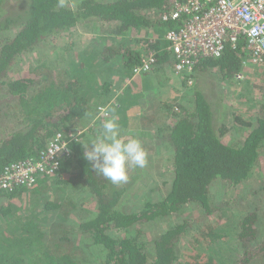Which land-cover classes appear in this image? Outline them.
Segmentation results:
<instances>
[{
    "label": "trees",
    "instance_id": "trees-1",
    "mask_svg": "<svg viewBox=\"0 0 264 264\" xmlns=\"http://www.w3.org/2000/svg\"><path fill=\"white\" fill-rule=\"evenodd\" d=\"M174 1L0 0V172L14 163L38 159L59 133L70 141L71 151L58 176L0 192V264H179V247L197 225L202 241L194 247L188 264H217L216 257L199 252L223 238L219 225L210 223L214 219L216 224L224 207L212 198V188L216 184L248 186L260 174L264 100L250 120L235 117L247 134L241 142L227 144L224 140L230 130L214 101L208 99L207 80L200 81L198 75L216 71L225 80L235 79L251 58L245 42L228 45L220 58L201 60L194 71L199 74L186 75V81L195 78L188 83L186 95L168 107L171 116L154 133L152 146L160 149L162 141L172 155V180L164 181L169 189L160 199L144 197L140 209L127 210L125 200L136 181L145 182L144 169L135 167L129 182L113 185L84 158V147L100 135L94 125L100 119L99 110L112 103L117 87L101 75H117L134 100L132 86L151 73L133 76L144 54H157L151 71L175 66L166 34L179 23L161 19ZM88 26L101 27L103 34L102 45L91 49L94 60H74L65 67L44 63L11 78L26 54L53 37ZM257 88L264 98V83ZM159 115L145 114L139 130H148ZM77 129L86 132L69 138ZM144 149L151 158L154 150ZM88 195L93 197L95 211L85 215L78 207ZM25 197L34 199L36 211L22 212L18 203ZM171 218H176L175 224L153 240L147 239L146 224ZM77 236L88 239L92 250L78 246ZM234 241L238 256L230 264H264L261 209L245 213Z\"/></svg>",
    "mask_w": 264,
    "mask_h": 264
},
{
    "label": "rangeland",
    "instance_id": "rangeland-1",
    "mask_svg": "<svg viewBox=\"0 0 264 264\" xmlns=\"http://www.w3.org/2000/svg\"><path fill=\"white\" fill-rule=\"evenodd\" d=\"M142 37H148V35L144 34ZM102 42L101 27H82L73 32V34L69 33L60 37H53L38 49L26 54L22 58L19 68L15 69L16 71L14 70L11 74V78L17 79L23 74L25 75L32 71L31 67H38L44 63H54V65L65 67L74 60L78 62L93 59L91 54L93 50L91 49L102 45ZM242 72V79L233 78L231 81L223 79L216 71H213L210 75L207 73L201 76L198 75V71L193 75V77L198 75L200 81L201 79L207 80V85L209 84V89L207 90L208 99L214 101L216 112H219L220 119L226 123L230 130L224 140L227 144L241 142L247 134V129L234 121L235 117L239 116L245 121L250 120L258 111L260 103L264 100L263 92L257 88V86L260 87L264 83V63L246 67L242 69ZM101 77L103 80H113L115 82L119 79L117 75H112L111 77L110 74H102ZM187 78L186 75H178L175 72V66L168 67L165 70L151 71V73L142 76L136 86H132L135 87L133 95H135L136 99H134V102H129L132 97L128 96L127 93L119 96L120 99L124 100L122 102L126 105L128 104L131 108L138 107L133 112H130L133 115L130 118L133 120L132 127L127 124L128 121L121 107L119 109L120 115H118V111L112 112L110 108V116L103 117L94 124L101 134L103 122L115 118L119 125L121 136L126 141L128 139H138L144 148L150 149L149 151L154 150L152 157L148 158L147 166L143 168L146 175L143 174L142 177L145 182L140 184L141 182L136 181L134 189L131 191L132 194L125 200V208L129 211L140 209L145 202L144 197L147 200H157L165 195L169 189V185L163 186V183L164 181L172 180V155L167 148H164L165 145L161 144L162 141L158 142V145H161L160 149L156 148L157 150H155V146L152 147L155 143L154 133L162 126L163 121L168 123V120H165L166 117L171 116L168 112V107L173 106L174 101L182 100L188 91V83L195 81V78L186 81ZM124 87L125 85L122 86L120 84L116 92L122 93ZM153 113L160 114V118L156 123H152L148 130L140 131L139 124L136 125V116L138 115L139 119H141L145 114L150 115ZM117 115L118 117H116ZM134 168L132 166L129 167L127 182L130 181ZM259 173L255 178H252L248 186L243 184L238 188H231L216 184L212 188V198L218 205L224 204V207L220 211L221 219L218 216L216 224L214 219L210 223L219 225V232L221 230L220 234L223 235V238H218L214 244L204 245L202 249H199V252L205 253L212 258L216 257L215 261L217 264H230L237 259L238 252L235 247L234 237L237 231V224L245 213L255 210V208H259L264 212V157ZM26 198L28 197L18 203V205H22V212H28L29 209L32 210L33 208L36 211L37 203L33 205L34 199L30 198L28 200ZM92 199L93 197L90 198L88 195L82 203H79L78 208H81L85 215L95 211V202ZM188 214L197 215L192 212H188ZM190 217L195 219L197 216L191 215ZM175 219L158 220L146 224L145 233L147 239L153 240L154 237H158L167 227L175 224ZM3 225L5 224L2 222ZM197 227L198 225L195 231L192 230L191 234L185 237L179 247V264H188L190 255L194 253V247L202 241L198 235ZM113 234L116 235L114 232ZM77 244L82 247L85 245L92 250L88 239L77 236Z\"/></svg>",
    "mask_w": 264,
    "mask_h": 264
},
{
    "label": "built area",
    "instance_id": "built-area-1",
    "mask_svg": "<svg viewBox=\"0 0 264 264\" xmlns=\"http://www.w3.org/2000/svg\"><path fill=\"white\" fill-rule=\"evenodd\" d=\"M161 19L179 23L178 28L166 34L178 75H194L201 60L220 58L228 45L234 47L240 42L247 44L251 56L243 69L264 63V0H175ZM156 55L155 51L144 54L142 65L134 69L133 76L151 72ZM236 78L242 79L243 72ZM99 112L98 118L109 117L110 105ZM85 132L77 129L69 138L76 139ZM69 143L67 137L59 133L38 159L6 167L0 172V192L31 187L43 178L58 176L62 161L71 153Z\"/></svg>",
    "mask_w": 264,
    "mask_h": 264
},
{
    "label": "clouds",
    "instance_id": "clouds-1",
    "mask_svg": "<svg viewBox=\"0 0 264 264\" xmlns=\"http://www.w3.org/2000/svg\"><path fill=\"white\" fill-rule=\"evenodd\" d=\"M84 150V158L95 173L113 185L127 182L130 166L144 168L148 163V154L142 143L138 139L126 141L115 118L103 122L101 134Z\"/></svg>",
    "mask_w": 264,
    "mask_h": 264
},
{
    "label": "crops",
    "instance_id": "crops-1",
    "mask_svg": "<svg viewBox=\"0 0 264 264\" xmlns=\"http://www.w3.org/2000/svg\"><path fill=\"white\" fill-rule=\"evenodd\" d=\"M120 83H121V85L123 86V85H125L124 84V82H123V80H119V82L117 81L116 82V85H117V87H115L114 88V90H115V92L113 91L112 93H113V101H112V103H110L109 105H110V108H111V110H112V112H116V111H118L117 113H118V115H120L119 113V109H120V107H121V110H123L122 112L125 114V117H126V119H127V124H129L131 127L133 126V120L132 119H130V118H132V113H130L131 111L133 112V110L135 109V108H138V107H135V108H131L128 104L126 105L124 102H122V101H124L123 99H120L119 98V96H121L123 93L125 94L126 93V86L123 88V89H125V91L123 90V92L122 93H120L119 94V92H116L119 88H118V86L120 85ZM127 96V95H126ZM128 96H130L129 94H128ZM112 98V97H111ZM132 101H134V100H132L131 98H130V101L129 102H132ZM116 102H118V104L117 105H119V107H117V105H115L116 104ZM119 102H120V104H119ZM122 104V105H121ZM113 109H115L114 111H113ZM120 110V111H121ZM118 115L116 116V117H118ZM136 125L137 124H139V117H138V115L136 116ZM100 119H98V121H99Z\"/></svg>",
    "mask_w": 264,
    "mask_h": 264
}]
</instances>
